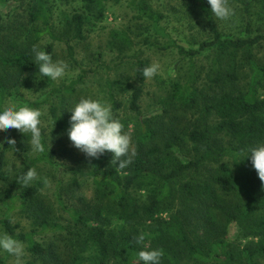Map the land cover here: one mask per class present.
I'll use <instances>...</instances> for the list:
<instances>
[{"label":"trees","instance_id":"trees-1","mask_svg":"<svg viewBox=\"0 0 264 264\" xmlns=\"http://www.w3.org/2000/svg\"><path fill=\"white\" fill-rule=\"evenodd\" d=\"M106 1L82 0V10L69 16L63 15L73 39H84L85 26L92 28L104 18ZM256 1L264 11V0ZM248 7V2H245V8ZM139 9L148 17H154L143 0ZM4 16L9 19L6 14H0V97L19 74L40 77L32 46L44 34L57 39L52 28L53 8L48 0L31 1L29 21L33 26L34 41L29 45L18 41L11 21L5 23ZM204 18L211 39L202 41L195 48L177 46V52L190 59L189 77L182 84L174 83L172 91L163 101L165 111L169 107V113L185 115L191 109V115L197 114V118L180 122L175 116L165 121L163 113L153 122L155 114L143 115L139 102L146 78L142 70L149 65L137 58L134 72L137 85L129 101V108L135 114V155L131 156V163L120 169L119 161L114 163L113 154L106 152L93 159L88 172L72 167H57L60 172L90 176L102 194L118 201L123 208L124 221L137 223L147 218L153 221L149 234L154 247H140L137 244L138 235L129 234L126 238L127 254L133 264H142L138 258L139 251L154 249L162 252L160 264H180L182 260L262 264L264 260V181L259 179L250 156L245 158L249 148L264 144V60H259L253 53L256 48H264V36L223 37L210 9L204 10ZM113 35L120 37L123 46L130 45L126 34L120 36L114 31ZM66 48L69 58L75 61L74 46L67 41ZM47 50L51 51V45ZM206 51L213 53V59L205 73L203 85L199 86L196 85L198 76L194 72L193 59ZM243 67H247L244 74L241 73ZM82 77L76 82L81 81ZM109 99L112 109L120 106L112 94ZM32 108L39 109L38 103H33ZM50 114L56 127L66 133L69 125L58 116L55 107H50ZM41 132L46 150L39 152L37 157L25 158L23 167L15 175L18 180L37 161H45L56 168L42 127ZM8 146L6 142L0 149V181L3 182L10 178L4 169ZM175 146L188 156H178L173 148ZM72 185L79 187L75 177ZM176 188L186 194V199L199 204L198 208L192 205L186 207L199 214L197 220L203 221L208 242L192 240L184 229L186 220L178 214L168 222L154 217L156 212H160V207L173 198ZM137 190L146 192L144 203L135 195ZM37 191V187H27L19 197L28 200ZM5 194L14 199L9 191ZM233 198L234 204L223 202L232 201ZM38 209L41 211L40 203ZM69 214L76 245L81 249L92 246L95 250L86 261L74 255L72 264H107L109 242L104 227L90 224V215L73 210ZM220 221L236 225L237 238L228 242L225 239V224L221 225ZM41 224H46L43 218ZM0 226L18 240L27 241L33 253H48L33 240L31 234L17 232L9 216L0 219ZM239 238L245 241L236 243ZM52 255L55 256L53 252Z\"/></svg>","mask_w":264,"mask_h":264},{"label":"rangeland","instance_id":"rangeland-1","mask_svg":"<svg viewBox=\"0 0 264 264\" xmlns=\"http://www.w3.org/2000/svg\"><path fill=\"white\" fill-rule=\"evenodd\" d=\"M5 1L0 0V14L9 17L7 19L4 16V22L11 21L18 41L29 45L28 43L34 41L33 26L29 21L32 0ZM48 1L53 8L52 28L57 39L53 40L44 34L34 45L47 52L51 45L49 53L53 59L62 60L68 65L65 76L58 81H52L21 73L11 81L8 91L0 97V106L32 107L33 103H38L42 112L40 126L48 150L53 154L56 168L50 167L45 161H37L33 166L37 178L30 185L24 186L15 175L23 167L26 157H37L39 152L31 146L30 133L23 134L18 129L0 131V149L8 139L15 141L14 145L8 144L5 153L4 169L10 178L7 182L0 181V219L9 216L17 232L31 234L35 242L48 250L47 254H35L29 249L27 241H21L25 252L20 264H72L74 255L86 261L94 253L92 246L81 249L76 245L72 234V221L69 218L70 210L90 215V224L104 227L109 242L107 264H133L127 254L126 238L129 234L138 235L137 244L140 247H154L149 234L153 221L148 218L137 223L124 221L123 208L118 205V201L110 200L102 194L90 176L60 172L57 169L65 166L88 172L94 158L87 157L72 146L67 133L59 130L51 120L50 107H55L58 116L69 125L70 110L82 97L99 98L110 103L109 97L112 94L120 104L118 108L112 109L113 115L123 124V131L131 136L134 149L135 114L129 108V101L132 90L137 85L134 72L135 60L138 58L146 61L149 66L153 63L159 65L157 74L151 79H145L139 102L141 113L155 114L151 118L153 122L163 116V113L165 121L175 116L180 122L196 119L197 114L191 115V109L185 115L180 112L169 113V107L165 111L163 101L172 91L174 83L182 84L189 77L190 59L182 57L177 52V46L195 48L202 41L211 39L204 18V10L210 9V5L207 0H143L152 10L154 17L151 18L139 9L142 0H107L104 18L97 21L92 28L85 26V38L78 40L72 38V31L63 21V15L69 16L82 10V0ZM245 2L249 4L247 9ZM228 4L234 10V15L229 20L221 21L214 16L223 37L264 36V11L259 8L256 0H228ZM36 27L39 25L36 24ZM114 31L120 36L126 34L130 45L123 46L120 37L113 35ZM67 41L74 46L75 61L68 56ZM253 53L259 60H264L262 46L254 49ZM212 59L211 51L193 59L194 72L198 76L196 85H203ZM246 70L247 67H243L241 73L244 74ZM80 76L81 81L76 82ZM53 88L57 90L54 91ZM173 148L178 156H188L187 153H181L178 147ZM73 177L79 183L78 188L72 185ZM32 186L38 189L35 196L28 200L21 199L19 195ZM6 191L14 199L8 198ZM134 193L144 203L146 192L137 190ZM184 195L186 196L178 189L175 190L173 198L161 206L160 212H156L154 217L168 222L167 220L178 214L186 220L184 229L192 240L208 242L202 227L203 221L197 220L199 214L186 207L192 205L198 208L199 204L195 200L191 202ZM234 200L233 198L232 201L223 202L234 204ZM39 203L41 211L38 209ZM42 218L46 222L45 226L41 224ZM220 223L225 224V239L228 242L237 238L236 225L224 221ZM5 232L0 226V233ZM141 235L144 239L138 242ZM240 241L245 240L239 238L236 243ZM0 264H17V259L6 252H0ZM180 264L218 263L182 260Z\"/></svg>","mask_w":264,"mask_h":264},{"label":"clouds","instance_id":"clouds-1","mask_svg":"<svg viewBox=\"0 0 264 264\" xmlns=\"http://www.w3.org/2000/svg\"><path fill=\"white\" fill-rule=\"evenodd\" d=\"M207 3L210 5L211 13L218 20L227 21L234 15V10L229 6L228 0H207ZM31 51L39 65L40 78L37 79L48 78L58 81L65 76L68 65L64 61L54 60L49 52L41 49L38 45H33ZM158 69L159 65L156 63L145 67L142 70L143 77L153 78ZM70 112L69 127L66 129V133L74 148L89 158H99L106 152H111L113 162L119 161L118 168L120 169L131 163V156L135 155L132 138L123 131L121 121L114 117L110 103L99 98L82 97L74 104ZM41 116L42 112L39 109L28 105L0 106V131L18 129L23 134L30 133L32 148L42 153L46 149L42 142ZM7 143L14 145L15 141L8 139ZM249 156L259 179L264 181V144L249 148L245 158ZM36 178L35 168H30L19 178L18 182L28 186ZM143 239L144 237L141 235L138 242ZM0 252L15 256L17 264H20L25 249L20 240L5 232L0 233ZM161 256L162 252L158 249L138 252V258L142 264H160Z\"/></svg>","mask_w":264,"mask_h":264}]
</instances>
